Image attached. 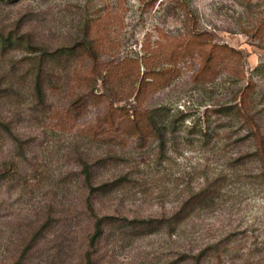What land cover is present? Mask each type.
I'll return each instance as SVG.
<instances>
[{"label":"rangeland","instance_id":"obj_1","mask_svg":"<svg viewBox=\"0 0 264 264\" xmlns=\"http://www.w3.org/2000/svg\"><path fill=\"white\" fill-rule=\"evenodd\" d=\"M101 16L122 57L140 58L148 38L181 53L177 42L202 35L171 84L152 97L151 105L166 106L168 120L175 119L164 149L157 141L120 145L98 134L105 105L77 98L84 86L65 79L78 62L47 61V95L34 96L39 60L27 42L39 52L78 47L88 26L102 30ZM187 16L194 20L189 35ZM0 33L23 42L0 53V121L22 144L0 131V264H86L95 218L84 160L95 184L117 181L93 199L97 215L115 218L94 264H192L187 254L209 245L219 255L210 251L204 264H264V177L255 159L235 161L253 147L243 137V108L264 131V0H0ZM210 54V68H202ZM206 130L212 135L204 138ZM209 183L216 204L188 205ZM133 219L165 221L146 231Z\"/></svg>","mask_w":264,"mask_h":264},{"label":"trees","instance_id":"obj_2","mask_svg":"<svg viewBox=\"0 0 264 264\" xmlns=\"http://www.w3.org/2000/svg\"><path fill=\"white\" fill-rule=\"evenodd\" d=\"M106 20L107 16H101L100 24L101 21L104 24L99 32L95 33L93 27L91 25L88 26L85 31V37L78 44V47L61 46L50 52L46 51V49H43L45 50L43 52H39V50H33L35 46H29L30 44L27 42L28 46L26 47L29 54L32 55V58H38L39 60L38 68H36L35 73L31 77L35 92L34 96L42 99L47 95L46 84L49 83V80L46 78V71L43 70L47 61L54 62V65H58L62 60L69 62V64L78 62L81 64L80 67H74L73 71L71 66H68L66 69L67 78L65 79L70 82L75 81L84 86V90L80 91V95L79 93L76 94L77 98H85L89 101L93 98L97 104L105 105L99 119L100 130L98 134L109 136L111 140L114 139L115 143L120 145L135 142L142 147H147L152 141H157L160 148L164 149L165 143L170 139V135L174 133L175 119L168 120L170 118V116H167L168 108L162 105L153 106L151 105V100L157 92L171 84L176 77V72L178 73L180 70L178 63L193 55V49L197 48L196 44L194 45V38L199 39L202 35L193 34L189 39L186 36L183 42L177 40L179 42L175 46H181V49H179L181 53L174 49L163 50L167 46L164 41H152L148 38V41H145L142 45L143 53L140 58L122 57L120 56V51L117 50L119 47L116 39L110 38L109 42L108 36L113 27L109 28V22ZM185 22V30L188 32L194 25V20L191 16H187ZM102 31L105 39L108 37L105 43L103 38H98ZM170 40L172 39L170 38ZM22 43L20 39L13 38L11 34L4 37L0 33L1 54H4L9 48L20 47ZM205 46V41L200 42V49ZM224 48L230 54H240L235 48L228 45H225ZM105 54H108L109 58H105ZM205 59L202 68H210L212 54ZM51 71L53 75L57 70L54 67L53 69L51 68ZM52 75L50 73L49 77H53ZM99 83L103 86V89L98 90ZM247 88L249 89L250 86L244 89V98H246V94L248 95ZM82 105L84 103L80 106ZM241 112L245 116L244 122L249 127L247 134L243 137L246 141L252 142L253 147L235 159V161L239 164H245L247 160L255 159L260 165L257 176L264 177V131L256 122L254 115H250L247 111V108H243ZM0 131L10 135L16 141L17 148H22L20 138L13 134L7 121H0ZM209 135L212 134L208 133L207 130L203 133L204 138ZM83 173L89 193L88 208L91 215L95 218L93 221V234L89 238L88 249L84 257L86 264H94L98 244L105 234L107 225L115 218L112 215H97L93 199L95 195L111 193L115 189L117 181L109 180L95 184L93 182V165L87 160L83 161ZM213 185L209 183L208 187L195 193L193 200L188 205L194 207V209L200 205H215L216 196L214 192L216 189L213 188ZM182 214L181 212L174 214L176 224H180L183 221L184 215ZM170 220L168 219L166 222H170ZM164 221L162 219H133L130 223H136L141 229L148 231L153 230L158 225L160 226ZM32 248L33 246L30 243L25 246L20 258H26ZM210 251H213V254L218 257L219 248L216 245H209L197 253H191L190 256L187 254L186 257L191 258L192 264H204L205 256Z\"/></svg>","mask_w":264,"mask_h":264}]
</instances>
